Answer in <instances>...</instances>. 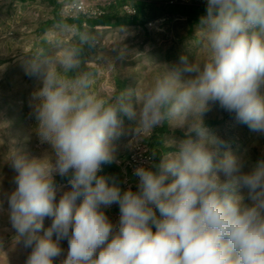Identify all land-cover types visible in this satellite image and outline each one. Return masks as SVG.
<instances>
[{
    "label": "clouds",
    "instance_id": "1",
    "mask_svg": "<svg viewBox=\"0 0 264 264\" xmlns=\"http://www.w3.org/2000/svg\"><path fill=\"white\" fill-rule=\"evenodd\" d=\"M197 25L207 60L181 56L135 103L130 92L94 93L76 48L23 62L39 83L32 129L50 146L41 156L18 149L9 161L15 187L0 193L25 264L61 256L59 264H264V158L245 172L204 119L218 105L264 135V0H206ZM177 117L188 122L176 151L135 167V190L103 173L129 136L125 121L148 132ZM112 205L117 223L105 213Z\"/></svg>",
    "mask_w": 264,
    "mask_h": 264
},
{
    "label": "rangeland",
    "instance_id": "2",
    "mask_svg": "<svg viewBox=\"0 0 264 264\" xmlns=\"http://www.w3.org/2000/svg\"><path fill=\"white\" fill-rule=\"evenodd\" d=\"M84 1L88 5L86 12L71 8L75 0H0V193L15 187L9 161L18 149L32 156L50 154V146L41 144L32 129V94L39 83L35 76L26 74L24 63L57 59L66 50L76 48L81 62L77 71L90 74L94 93L107 98L130 92L135 103V98L151 88L168 66L178 64L181 56L199 63L208 58L202 29L197 25L205 14L198 9L206 5V0H190L188 5L196 7L193 13L161 12L156 16L128 9H134L135 2H143L149 10L169 0ZM124 17L136 20L134 24L116 22ZM104 18L110 20V26L95 25L96 20ZM204 119L232 152L244 158L245 172L264 158V135L239 122L234 114L214 105ZM187 122L179 117L166 119L145 132L138 124L125 121L130 124L129 136L117 143L119 162L105 165L103 173L127 174L123 189L135 190L137 178L133 170L139 163L131 160L134 147L141 145L157 159L167 157L176 151L175 143L183 137ZM56 182L66 190V178L57 176ZM105 213L113 223L118 222V205L105 209ZM50 224L51 218H45L44 229ZM16 239L8 216L0 213V264H25L27 251ZM60 246L66 255L67 240L60 241ZM61 259L63 256L54 264Z\"/></svg>",
    "mask_w": 264,
    "mask_h": 264
},
{
    "label": "trees",
    "instance_id": "3",
    "mask_svg": "<svg viewBox=\"0 0 264 264\" xmlns=\"http://www.w3.org/2000/svg\"><path fill=\"white\" fill-rule=\"evenodd\" d=\"M135 9L137 10L138 13L142 14H147L145 12L146 7L143 2H137L135 4ZM180 11H186L188 13H193L196 11V7L193 5H180V4H171L167 3L165 5L161 3L155 4L152 8L149 9L148 15L149 16H156L160 14L161 12H169V13H179ZM198 11L205 13L206 11V5H202L199 7ZM136 20L135 17L130 18V17H124L121 20H116V22L121 23V24H134V21ZM115 22V23H116ZM95 25H105V26H110V20L104 18V19H99L96 20Z\"/></svg>",
    "mask_w": 264,
    "mask_h": 264
},
{
    "label": "built area",
    "instance_id": "4",
    "mask_svg": "<svg viewBox=\"0 0 264 264\" xmlns=\"http://www.w3.org/2000/svg\"><path fill=\"white\" fill-rule=\"evenodd\" d=\"M168 3L171 4H180V5H188L190 0H169ZM71 8L77 12H86L88 9V5L84 0H75V3L71 6ZM129 12L136 13L137 10L134 8H129ZM138 158H142L140 162H138ZM151 158V155L142 147L141 145H136L134 147L133 153L131 155V160L133 163H139L138 165L144 163L147 159Z\"/></svg>",
    "mask_w": 264,
    "mask_h": 264
},
{
    "label": "crops",
    "instance_id": "5",
    "mask_svg": "<svg viewBox=\"0 0 264 264\" xmlns=\"http://www.w3.org/2000/svg\"><path fill=\"white\" fill-rule=\"evenodd\" d=\"M21 1V0H20ZM22 3H24V2H22ZM137 2H135V4H136ZM135 6V5H134ZM145 12H149V10L146 8V10H145ZM140 14H142V13H140ZM120 158H122L120 155H118ZM126 156V155H125ZM117 162H119L118 160H117ZM107 174L108 175H111V176H115L119 181H120V183H121V188L123 189L124 187H123V180H124V178H126L127 176V174H125V173H117V172H114V174H111V172H107Z\"/></svg>",
    "mask_w": 264,
    "mask_h": 264
}]
</instances>
